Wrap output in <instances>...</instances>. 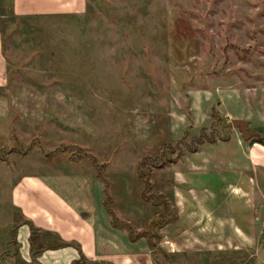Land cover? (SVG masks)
<instances>
[{"label": "rangeland", "instance_id": "obj_1", "mask_svg": "<svg viewBox=\"0 0 264 264\" xmlns=\"http://www.w3.org/2000/svg\"><path fill=\"white\" fill-rule=\"evenodd\" d=\"M11 1L0 0V264L19 179L73 159L96 175L95 157L129 182L117 183L124 212L144 188L137 161H160L164 144L180 157L151 169L167 201L136 207L158 264H264V143L230 123L264 133V0H89L86 14L26 18ZM203 129L216 142L190 152Z\"/></svg>", "mask_w": 264, "mask_h": 264}, {"label": "crops", "instance_id": "obj_2", "mask_svg": "<svg viewBox=\"0 0 264 264\" xmlns=\"http://www.w3.org/2000/svg\"><path fill=\"white\" fill-rule=\"evenodd\" d=\"M88 2L12 0L10 9L21 18L79 16L89 11ZM1 32L0 27V80L2 77L4 79L0 83L3 84L8 66L2 51ZM54 167L50 171H38L37 175L19 179L11 189V204L17 211L13 215L16 218L11 220V237L7 243L11 247L8 246L6 264H73L79 258L87 261L84 264L105 261L110 264H158V254L155 252L158 248L149 240L148 234L134 237L128 227L111 223L112 215L107 212L104 203L106 187L103 179L90 171L86 172L84 168L83 173L79 162L74 159L66 165ZM108 181L114 212L121 220L134 225L135 230H146L148 226L141 225L136 209L140 201L145 202L141 198V184H137L140 198L137 206L127 199L125 203L129 209L123 212L120 208H123L124 200L121 202L118 197L117 183L128 189L129 182L125 179ZM31 227L38 232L33 234ZM236 228L241 227L234 224ZM56 242L63 245H56Z\"/></svg>", "mask_w": 264, "mask_h": 264}, {"label": "trees", "instance_id": "obj_3", "mask_svg": "<svg viewBox=\"0 0 264 264\" xmlns=\"http://www.w3.org/2000/svg\"><path fill=\"white\" fill-rule=\"evenodd\" d=\"M261 136H257L258 141L264 143V133H260ZM178 143H184L185 141L183 139L178 140ZM192 143H194V146L189 149L190 152H194L196 150H198V147H202L204 144L206 143H212V142H216L215 137H213V135L211 136V134H209L205 129L200 131V134L197 136V138L195 139L194 137L191 138ZM179 145V144H178ZM80 148H82L80 146ZM179 149V147H172V145H168V144H164L162 151L160 152V161H158L154 156L152 155H145L143 154V156L137 161V166H135V171H137V174L139 176V178L142 179V183L144 184V188L142 190L141 193V198H143V200H147V201H152L156 204H163L167 201V198H164L162 196H160V194L156 195L152 193L153 190V184L151 181V172H152V168L154 167H162L164 166L166 163H176L178 160H180L179 155L176 158H169L168 156H166V153H170V151H174L176 149ZM83 150V149H82ZM93 157V156H92ZM93 163L94 166L96 168V172H97V176L104 182V186L105 188V193L104 194V203H105V207L106 210L109 214L112 215V224H120V225H124L126 227L129 228L131 234L133 233L132 236L134 237H139V236H143L146 234H149L148 229L146 230H140L138 232L135 233L134 235V228L132 227L133 225H131L129 222L124 221V220H120V218L118 217V215L114 212V210L112 209V199L111 196L109 195V191H108V184H109V179L104 175L103 169H104V163L99 164V162L97 161L98 159L93 157ZM31 230L33 231V234H35L36 232H38V230H36V228L31 227ZM56 245H63L62 242H56ZM36 252V250H35ZM87 263L86 260H84V258H79L77 259V261L73 262V264H84ZM97 264H110L107 263V261L105 262H97Z\"/></svg>", "mask_w": 264, "mask_h": 264}, {"label": "water", "instance_id": "obj_4", "mask_svg": "<svg viewBox=\"0 0 264 264\" xmlns=\"http://www.w3.org/2000/svg\"><path fill=\"white\" fill-rule=\"evenodd\" d=\"M231 125H233V127L238 128V130H240L241 132V138L244 140H248L250 139V137L254 134V136H259L258 132L255 130V128H248V124L246 119L243 118H232L230 120Z\"/></svg>", "mask_w": 264, "mask_h": 264}, {"label": "flooded vegetation", "instance_id": "obj_5", "mask_svg": "<svg viewBox=\"0 0 264 264\" xmlns=\"http://www.w3.org/2000/svg\"><path fill=\"white\" fill-rule=\"evenodd\" d=\"M259 136H261V134H258Z\"/></svg>", "mask_w": 264, "mask_h": 264}]
</instances>
